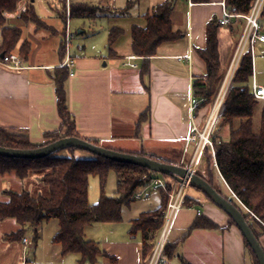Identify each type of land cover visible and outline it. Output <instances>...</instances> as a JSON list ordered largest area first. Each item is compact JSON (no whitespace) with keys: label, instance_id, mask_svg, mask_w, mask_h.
<instances>
[{"label":"crops","instance_id":"1","mask_svg":"<svg viewBox=\"0 0 264 264\" xmlns=\"http://www.w3.org/2000/svg\"><path fill=\"white\" fill-rule=\"evenodd\" d=\"M61 1L31 0L48 29L10 16V24L21 30V39L8 56L20 60L22 68L13 70L0 62V128L25 135L34 145L42 144L46 134L58 131L64 134L53 77L58 69L66 68L64 86L76 138L119 153L187 168L195 148L187 137L194 125L203 127L211 112L209 105L194 112L190 110L194 102L200 101L194 97L193 83L206 76V65L199 51L206 47L208 24L221 18L222 0L191 1V4L187 0H174L172 30L181 36L161 44L156 54L146 59L132 53L131 29L133 26L144 28L145 15L166 0H69L71 5L87 4L103 10L92 19L68 16L66 22L59 16ZM75 19L87 20L88 24L87 31L78 30V35L85 40L76 42L77 45L71 41L74 38L69 28ZM98 21L104 23L101 28H97ZM261 24L264 27V18ZM80 25L84 27L86 23H77L75 27ZM112 28H119L123 33L109 49L108 35ZM239 29L233 23L217 31L219 62L225 74ZM25 41L30 44V52L22 59L19 47ZM256 48L264 51V45ZM67 58L74 61L72 68L66 67ZM216 172L220 183L211 178V186L223 197L238 203ZM34 173L35 187L48 194L40 182L43 173ZM194 173L207 182L210 180L205 167L197 166ZM191 189L187 193L189 200L177 214L169 233L167 246L173 254L166 256L167 260L172 264H253L244 238L231 218L201 191L193 188L196 192L190 193ZM3 190L7 189H2L0 194ZM116 190L117 183L114 194L106 196H115ZM152 196V204L138 210L136 216L126 219L122 216L119 222L93 224L86 229V240L93 241L100 249L94 264H146L142 234H131L130 229L132 221L141 214L161 206V191L150 192L145 199ZM200 218L209 220L216 228L190 231ZM251 224L264 251V231L259 224L253 221ZM18 229L12 219L0 221V264H80L78 255H62L60 246L53 244L56 232L48 239L38 237L31 241V253L27 254L29 249L24 253L20 240L6 238Z\"/></svg>","mask_w":264,"mask_h":264},{"label":"trees","instance_id":"2","mask_svg":"<svg viewBox=\"0 0 264 264\" xmlns=\"http://www.w3.org/2000/svg\"><path fill=\"white\" fill-rule=\"evenodd\" d=\"M193 3H206L208 0H191ZM254 0H225L226 7L231 14H247ZM174 0L155 6L145 15L144 28L133 26L131 29V50L137 57L144 59L156 54L158 47L166 42L178 40L181 36L173 32L171 14ZM97 9L87 4L70 6L69 18L95 17ZM15 15L22 23H33L36 27L45 26L35 12L31 0H0V56H8L19 44L21 30L10 24V16ZM61 19L64 16L59 15ZM264 18V8L262 11ZM65 21V20H64ZM237 23L240 28L236 34V41L241 31L243 21L234 19L230 23ZM42 26V27H43ZM221 27L219 21H211L207 26L206 47L199 51V55L206 65L205 79H198L193 83L194 97L201 106L210 104L216 97L224 78V70L219 62L217 31ZM49 28V27H48ZM47 28V29H48ZM119 28H112L108 35L109 49L122 35ZM236 43V42H235ZM30 52V44L23 42L19 47V56L26 59ZM1 60V58H0ZM66 68H61L54 75L56 87L57 107L62 119L61 132L45 135V141L40 145L32 144L23 134L0 128V147L19 150L36 149L61 138L76 137L73 117L67 107L65 90ZM252 62L246 53L240 66L227 89L222 108L219 113L221 122L214 126L212 140L214 143L215 163L218 172L239 203H232L242 212L253 233L251 221L259 224L264 231V103L260 107L258 128L255 127L254 115L260 106L251 90ZM198 107V109H199ZM228 127V136H217L216 131ZM216 135V136H215ZM94 145H96L94 143ZM77 149L68 148L67 155L58 152L51 156L37 159H14L0 157V175L14 174L24 180L32 172H42L40 179L48 194H32L23 190H3L5 200L0 201V221L12 219L19 229L6 236L8 240H22L24 228H36L44 222L55 220L57 231L52 238L53 244L60 246L61 254H75L79 256V263L94 264L100 249L93 241L86 240L85 231L93 224L105 222H119L122 220V210L135 200L133 194L142 184V174H150L149 170L130 164L112 162L92 155L91 158H77ZM64 151V150H63ZM209 150H206L207 152ZM157 160V159H154ZM160 161V160H158ZM114 170L116 174V195H105V184L108 172ZM96 176L99 179L100 196L97 203L88 202L89 179ZM211 185V182H209ZM40 193V192H39ZM163 194L161 206L152 212L141 214L132 221L131 234H142V252L147 260L153 250L155 240L163 224V213L168 197ZM189 200L186 196L185 203ZM231 223L235 224L232 219ZM196 228L215 229L216 225L205 218L195 221L190 231ZM257 237V235L255 234ZM37 239L35 232L34 241ZM246 250L252 257L253 264H258L253 252L244 239ZM173 251L166 246L165 255L170 257Z\"/></svg>","mask_w":264,"mask_h":264},{"label":"built area","instance_id":"3","mask_svg":"<svg viewBox=\"0 0 264 264\" xmlns=\"http://www.w3.org/2000/svg\"><path fill=\"white\" fill-rule=\"evenodd\" d=\"M187 2L191 4V0H187ZM220 5L222 7V15L219 19V23L221 26L227 27L234 19H241L243 21V24L235 43L234 52L230 64L227 68L213 108L205 119L203 127L199 128L198 126L194 125L187 137V141L195 145L192 160L187 167V169L193 173L206 150H209V153L213 157L215 163L214 143L212 140L215 122L218 112L221 109L227 89L230 86L246 53L250 54L252 62V94L256 99L264 100V86L258 85L255 78L253 55L258 45H264V27L261 24V15L264 8V0H254L247 14H231L226 7L225 0H222L220 2ZM68 38H70L69 34ZM66 61V67L72 68L74 61L71 58H67ZM0 62L13 70L22 68L21 61L18 59H12L10 56H4L3 58H1ZM200 103V101L199 103L194 102L190 107L191 112L196 111ZM188 189L189 186L185 182L177 183L176 185H169L159 174L150 173L143 176L142 184L135 190L133 194V199L135 201L145 199L148 197L150 192L155 191H162L168 197L166 209L163 213L162 228L146 264H172L166 258L165 249L167 246L169 233L173 227L177 214L184 207ZM233 196L238 201V203L245 210H247L234 194ZM21 243L23 246V251L25 253L31 246V240L28 238V236H23Z\"/></svg>","mask_w":264,"mask_h":264},{"label":"water","instance_id":"4","mask_svg":"<svg viewBox=\"0 0 264 264\" xmlns=\"http://www.w3.org/2000/svg\"><path fill=\"white\" fill-rule=\"evenodd\" d=\"M3 57L4 55L0 56V58ZM68 148L86 151L94 156L112 162L130 164L144 168L156 174L170 176L178 183L185 182L189 187L198 189L233 220L253 252L258 264H264V251L242 212L229 199L218 193L207 181L181 165L168 164L144 156L119 153L76 137L61 138L48 145L30 150L0 147V157L37 160L51 156Z\"/></svg>","mask_w":264,"mask_h":264},{"label":"rangeland","instance_id":"5","mask_svg":"<svg viewBox=\"0 0 264 264\" xmlns=\"http://www.w3.org/2000/svg\"><path fill=\"white\" fill-rule=\"evenodd\" d=\"M70 2L69 0H62L61 1V5H60V10L59 13L60 15L65 17V21H67V17H68V13H69V9H70ZM40 9V8H39ZM103 9H99L96 10L94 12L95 16L100 15V13L102 12ZM100 12V13H99ZM87 21V20H86ZM85 20H79V19H75V20H71V25H70V30L71 33L73 35L74 39H71V41L73 43H75L77 45L76 42H80L82 40H85L83 36L78 35V30H86L88 29V24ZM82 24V23H86V25L84 27L78 26L75 27V24ZM101 23V24H100ZM46 25V24H44ZM104 25L103 22L98 21L97 22V28ZM43 26V25H42ZM40 26L38 28H45V26ZM46 27L48 28V26L46 25ZM79 28V29H78ZM95 28L96 27H92ZM102 30V29H100ZM254 73H255V78H256V82L258 85L264 86V51H260L258 48L255 49L254 52ZM250 86L252 87V79L250 80ZM217 96L215 97V99L208 104L211 109L213 108L214 102L216 100ZM260 106L258 107V109L255 111V115H254V123L257 127V125L259 124V114H260V107L263 105L264 102H262V100L260 101ZM222 108V107H221ZM221 110V109H220ZM219 113L217 115V119L215 122V129H216V125L218 123L221 122V119L219 118ZM216 135L217 136H222L227 137L228 136V127L225 126L223 127L220 131H216ZM59 155L61 156H65L67 155V151H61L59 153ZM76 157H80V158H91L92 155L86 151H82V150H76ZM199 168H204L206 169V172L208 174V178L210 179L208 182H211V178L213 179L214 182L216 183H220V180L218 178L217 175V169L213 160V157L211 156V154L209 153V151L205 152L200 161L198 162L197 165ZM34 175L35 173H32V176L30 178H28L27 180H21L19 178H17L14 174H8L5 176H1L0 175V191L2 189H8V190H13L15 192H21L23 190L29 191L32 194H41L44 195V192L38 189V187H35V180H34ZM145 174H142L141 176V180L143 178ZM148 175V174H146ZM160 175V174H159ZM167 183L170 184H175L176 182H174V180L170 177V176H164V175H160ZM115 187H116V174L114 170H110L108 172L107 175V179H106V184H105V195L107 196H112L114 194L115 191ZM223 187V186H222ZM224 191V188H223ZM40 192V193H39ZM196 192V190H194L193 188L190 190V193H194ZM188 193V192H187ZM100 196V186H99V179L96 176H91L89 179V190H88V197H89V202L90 203H95L98 201ZM154 196L151 197V199L147 200V199H142L140 201H134L133 203L130 204V208L128 207H124L122 210V216L123 219L131 217V216H136L138 210H141L142 208H146V206L152 204V201H154L153 199ZM156 197V195H155ZM153 199V200H152ZM5 200V197L2 196V194H0V201ZM156 201V199H155ZM57 230V222L55 220H50L48 222H44L41 227L36 228V231L34 230V228L32 227H25L24 228V233L26 236H28V238L34 242V237H35V232L37 234V239L38 237L41 239H48L50 238ZM31 253V249H29L28 251V255Z\"/></svg>","mask_w":264,"mask_h":264}]
</instances>
